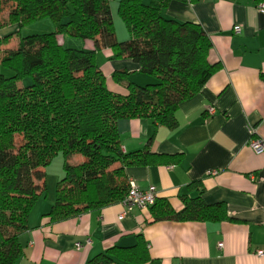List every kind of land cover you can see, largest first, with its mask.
I'll return each instance as SVG.
<instances>
[{"label": "trees", "instance_id": "trees-1", "mask_svg": "<svg viewBox=\"0 0 264 264\" xmlns=\"http://www.w3.org/2000/svg\"><path fill=\"white\" fill-rule=\"evenodd\" d=\"M170 1L119 0L118 14L129 31L121 41L110 0H0V30L6 32L0 34V264H18L24 255L21 237L56 157H63L64 172L49 213L52 222L121 202L131 184L126 167L181 157L146 147L126 152L117 126L122 118H147L156 127L176 129L180 104L222 66L210 59L213 43L199 23L163 14ZM45 17L53 19L55 31L18 35L21 26ZM11 26L15 31L7 32ZM64 35L93 40L95 49L66 47ZM103 48L114 59L130 58L145 80L138 83L130 72L116 70L112 77L127 92L111 91L96 59ZM28 78L32 83L23 84ZM182 200L176 211L157 197L149 207L154 221L234 219L224 202L208 204L201 192ZM150 260L139 234L133 246H113L88 263Z\"/></svg>", "mask_w": 264, "mask_h": 264}, {"label": "crops", "instance_id": "crops-1", "mask_svg": "<svg viewBox=\"0 0 264 264\" xmlns=\"http://www.w3.org/2000/svg\"><path fill=\"white\" fill-rule=\"evenodd\" d=\"M261 1H170L163 14L199 23L213 43L210 59L222 66L199 93L180 104L176 129L156 127L147 118H122L117 123L126 152L146 147L160 154H181L171 162L128 166V178L142 189L156 186L158 198L167 199L176 211L183 208L182 195L201 192L208 204L224 202L234 219L154 221L150 209H135L120 218L123 205L116 202L52 222L49 213L56 190L47 187L30 211L18 264H89L113 246H133L139 234L147 241L151 258L145 264H264V254L256 252L264 250V153H256L248 144L250 126L264 140V11L257 7ZM118 3L110 0L112 13L118 14ZM120 21L119 33L114 17L117 38L123 41L129 31ZM235 26L241 27L240 33H235ZM15 29L11 26L7 32ZM5 33L0 30L2 36ZM16 39L17 34L10 43ZM78 39L60 37L64 46L79 44ZM81 41L82 48L95 49L93 40ZM96 59L115 93L127 92L124 84L114 81L116 70L130 72L138 83L145 80L136 63L112 58L109 48L97 50ZM55 159L47 171L56 165L61 178L63 161L59 156ZM88 238L91 241L86 243ZM77 243L82 244L80 249Z\"/></svg>", "mask_w": 264, "mask_h": 264}, {"label": "built area", "instance_id": "built-area-1", "mask_svg": "<svg viewBox=\"0 0 264 264\" xmlns=\"http://www.w3.org/2000/svg\"><path fill=\"white\" fill-rule=\"evenodd\" d=\"M257 7L260 10L264 11V1L258 3ZM235 33L241 32L240 26H235L234 28ZM209 112L211 114L215 113V109L213 107L209 108ZM250 133L249 138V146L256 152V153H264V140L256 134V128L250 126L248 128ZM158 197V190L156 186L150 185L148 188L142 189L134 180L131 179L130 189L128 194L125 198L121 201L123 205V211L120 214V218L124 217L128 213L133 212L135 209H149L151 205H153ZM91 240L88 238L86 243H89ZM223 245L222 242L219 243V247ZM82 244L77 243V248H81ZM259 255L264 254L263 249H258L256 251Z\"/></svg>", "mask_w": 264, "mask_h": 264}, {"label": "rangeland", "instance_id": "rangeland-1", "mask_svg": "<svg viewBox=\"0 0 264 264\" xmlns=\"http://www.w3.org/2000/svg\"><path fill=\"white\" fill-rule=\"evenodd\" d=\"M144 2L145 3H150V0H144ZM114 17H115L116 23L118 25L117 30L119 32V29H120L119 27H120V23H121L120 20L121 19L119 18L117 12H115V11L113 13V20H114ZM121 26H122V23H121ZM50 27H53L52 30L55 31L56 25H55L53 19L51 17H45V18H42V19H39V20H36L34 22H30V23H28L26 25L21 26V29L23 31L19 32L18 35L24 37V36H28V35L48 33V32L52 31L50 29ZM122 28H123V26H122ZM78 40L79 41H76V42H79V44L78 43H76V44H66V47H74L76 49H82V47H83L82 43H81L82 41H81L80 38ZM29 83H32L31 78L30 79L29 78L25 79L23 81V84H29ZM60 156H59V160L63 161V157H60ZM71 160H77V159L74 158V159H71ZM54 162L55 161H53L52 165L55 164ZM57 164H58V161H57ZM55 168H56V165H54V167H52L51 170L47 171V173H48L47 174V187H48V189L53 190V191L56 190L57 184H58V182L60 180V176H59V174H57L58 172L55 171Z\"/></svg>", "mask_w": 264, "mask_h": 264}]
</instances>
